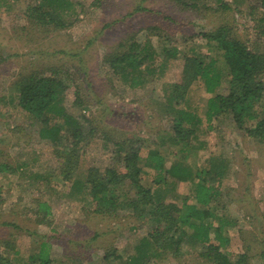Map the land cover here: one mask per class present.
I'll return each mask as SVG.
<instances>
[{"label":"rangeland","instance_id":"374dc122","mask_svg":"<svg viewBox=\"0 0 264 264\" xmlns=\"http://www.w3.org/2000/svg\"><path fill=\"white\" fill-rule=\"evenodd\" d=\"M34 1L40 0H0V161L16 169L13 175L0 173V251L18 264V259L27 258L41 242L48 241L53 264H124L134 254L145 229L124 209L110 219L89 213L94 207L89 197L76 192L72 182L60 176L64 162L57 150L63 143L54 146L39 138V122L19 108L13 80L26 70L47 72L52 66L61 67L68 74V112L82 123V115L96 118L93 127L106 137L86 140L81 146L73 173L74 178L83 180L90 168L103 174L106 168L116 165V152L120 151L113 140H131L141 147L142 159L150 150L165 149L168 154L178 149L169 141L174 135V113L168 108L169 93L165 90L178 82L183 54H211L206 40L199 35L228 22L239 37L249 40L253 51L264 53V37L257 41V26L264 10H258L254 18L250 15V1L255 0H183L189 9L180 7L175 0H69L71 10L63 16L69 26L53 32L37 27L25 17L26 8ZM220 2L227 3L230 11L214 12ZM193 3L197 8L190 7ZM152 26L164 39L162 43L168 48L176 47L180 54L166 61L161 56L160 62H165L162 73L141 89L130 90L113 77L101 61L103 54L126 37L141 40ZM152 40L156 43L154 37ZM222 81L220 93L228 88V78L224 76ZM77 84L79 87L75 88ZM197 86L202 85H192L189 104L199 105L203 114L202 104L207 99ZM77 89L83 101L81 107L72 102V92ZM212 125L216 131L204 137L215 148L212 154H228L224 157L227 173L223 176L222 194L214 204L219 214L235 224L228 229L231 242L225 251L238 255L247 249L251 264H264V142L250 139L228 119ZM174 158L168 157L164 167ZM146 170L149 174L143 177V184L158 187L153 182L155 171ZM191 185L177 184L166 192V201L181 205V199L191 194ZM37 201H45L51 207L44 224H37ZM4 222L29 232L3 226ZM6 240L13 243V248L5 245ZM106 249L120 258L105 262ZM15 250L20 255H15ZM201 251V246L185 243L178 258L170 250L149 264H208L199 258Z\"/></svg>","mask_w":264,"mask_h":264},{"label":"trees","instance_id":"16d2710c","mask_svg":"<svg viewBox=\"0 0 264 264\" xmlns=\"http://www.w3.org/2000/svg\"><path fill=\"white\" fill-rule=\"evenodd\" d=\"M175 1L180 2V7L189 9L183 0ZM250 2V15L254 18L258 10H264V0ZM30 5L24 14L37 27L60 32L69 26L63 17L65 12L71 10L69 0H40ZM190 7L197 8L195 3ZM213 11L226 13L230 11V6L220 2V6ZM228 23L199 35L206 40L205 45L211 54L205 56L202 52L194 51L184 53L179 80L171 84L167 99L174 113V135L169 141L181 153L191 146L192 139L197 138L196 133L200 130L202 120L194 112L178 109L172 104L176 106L184 101L190 86L195 82H199L205 92L212 95L207 103L208 122L213 117H227L250 139L264 142V53L253 51L248 45L249 40L239 37ZM263 24L264 17H261L257 26V41L264 37ZM153 37L156 43H153ZM163 40L157 29L149 27L144 38H124L110 51L104 52L101 61L108 66L118 82L130 90L141 89L165 69V62L159 60L161 56L166 61V58H177L180 54L176 47L168 48L164 45ZM46 71L33 69L17 75L12 86L17 94L18 106L29 118L37 119L41 140L51 142L54 146L63 143L62 148L57 150L59 158L64 162L60 176L63 180L71 181L76 192L85 193L89 197L94 204L90 214L110 219L124 209L145 229L144 236L134 248V254L124 264H149L153 258L165 255L170 250L171 255L178 258L180 247L185 243L201 246L202 251L198 256L208 264H251L252 258L247 249L238 255L225 251L231 242L228 229L235 224L225 215L219 214L214 207L222 194L220 182L226 171L213 161L196 171L184 166L182 162L166 169L163 165L165 149L150 150L142 159L141 147H136L131 140H113V145L120 151L119 154L116 152V165L106 168L103 174L96 168H90L85 179L74 178L76 174L73 172L78 166L81 146L86 140H104L106 137L97 127H93L96 118L82 115V123L68 112L66 100L71 90L68 74L58 66H52ZM224 76L228 78V88L224 93H219ZM74 86L79 87L78 84ZM79 92L78 89L72 92V102L77 107L83 106ZM192 136L194 138L191 139ZM146 168L155 171L153 182L158 187L143 184V177L149 174ZM1 172L13 175L16 169L0 161ZM188 181L192 184L191 194L181 199V205L166 201V192H171V188H175L178 183ZM36 206L34 213L37 224H44L51 215V207L45 201H37ZM2 224L29 232L12 223ZM5 245L14 246L8 240ZM14 252L20 255L19 250ZM104 253L105 262L120 258L113 250L106 249ZM17 263L53 264L50 243L41 242L34 253L27 258L21 257ZM0 264L14 263L0 251Z\"/></svg>","mask_w":264,"mask_h":264},{"label":"crops","instance_id":"0c3cea01","mask_svg":"<svg viewBox=\"0 0 264 264\" xmlns=\"http://www.w3.org/2000/svg\"><path fill=\"white\" fill-rule=\"evenodd\" d=\"M192 85L190 86L184 101L179 102L176 106L174 104H172V106H174V107L179 109L180 106L184 105V108H181V109H185L187 111L194 112L197 115V117L202 120V124L200 126V130L196 133L197 134V138L192 140L191 146H189V148L185 149L183 153L179 152L178 149H176L174 151H170V152H168V154L165 153L164 162H165V160L168 157H172L173 156L175 158H174L173 161H170V165L167 168H170L171 165L176 164L177 162H182V164H184V166H188V167L192 168L194 171H196L198 168L203 167V165L211 164L212 161H213L216 165L222 167V169H226L227 168V163H226V161H224V160H226L224 157H226L228 154H223L224 152L222 151L221 154H220L221 157H215L214 154H212V151L215 148H211L210 145H209L210 142L208 141V138H204V137L208 133H210L212 131H216L215 125H212V124H214V122H221L222 120H226V119H228L230 121V119L227 118V117H224V116H218V117H213V119L208 122L207 119H206V112H207V109H208L207 103H208V100L212 97V95L211 94H207L205 92V89H204L203 86H200V87L197 86L199 89H201L204 98L207 99L205 101V103L202 104V108L203 109L205 108V109H204V113L201 114L199 112V110H198L199 109V105H194L193 104V106H191L189 104V95L188 94H190L192 89H193ZM222 86H223V83H222ZM220 90H221V88L218 90L219 93H220ZM165 92L170 94L171 88L165 90ZM167 98H168V96H166V99ZM166 101L168 103V99ZM168 108H170L169 104H168ZM204 126H205V128H204ZM192 138H194V136H192L191 139ZM164 162H163V165H164ZM226 173H224L223 176H225ZM223 178H222V182H220L221 189L223 187L222 186L223 185ZM180 183H184V182H180ZM180 183H178V184H180ZM187 183L190 184L191 182L188 181ZM224 183H225V181H224ZM50 249H51V247H50Z\"/></svg>","mask_w":264,"mask_h":264}]
</instances>
